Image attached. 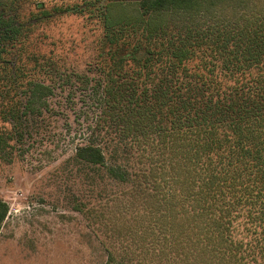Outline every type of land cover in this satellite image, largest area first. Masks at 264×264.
Masks as SVG:
<instances>
[{
    "label": "trees",
    "instance_id": "trees-1",
    "mask_svg": "<svg viewBox=\"0 0 264 264\" xmlns=\"http://www.w3.org/2000/svg\"><path fill=\"white\" fill-rule=\"evenodd\" d=\"M91 1L103 3L105 49L89 90V136L75 159L105 165L113 143L127 157L132 139L139 147L151 139L159 155H169L154 168L155 210L142 225L145 233L154 234L159 252L181 246L167 256L173 259L239 261L226 254L243 246L231 237L234 220L264 234V0L221 15L213 9L229 0ZM14 19L5 30L17 35L22 25ZM25 85V104L4 112L13 125L0 135L1 149L13 146L9 140L20 142V120L36 114L53 91L43 80ZM7 213L0 199V229Z\"/></svg>",
    "mask_w": 264,
    "mask_h": 264
},
{
    "label": "rangeland",
    "instance_id": "rangeland-1",
    "mask_svg": "<svg viewBox=\"0 0 264 264\" xmlns=\"http://www.w3.org/2000/svg\"><path fill=\"white\" fill-rule=\"evenodd\" d=\"M102 5L0 0V135L8 136L13 125L4 120V112L25 104L27 80L53 84L36 114L20 120V142L0 146V199L8 205L0 229V264H198L192 256L167 257L175 256L179 245L172 244L170 254L164 251L169 249L159 252L154 234L142 227L155 210L151 181L159 170L154 168L168 152L159 155L151 139L139 147L128 137L127 157L122 144L114 150L116 143L105 165L74 157L89 136V90L99 77L95 65L105 49ZM252 5L253 0H229L213 11L229 14ZM10 18L22 25L17 35L5 30L12 26ZM14 72L20 75L17 83L12 82ZM124 162L127 168L109 170ZM244 220L233 222L231 237L243 246L226 253L240 258L230 264H264V234L247 231L251 225Z\"/></svg>",
    "mask_w": 264,
    "mask_h": 264
}]
</instances>
